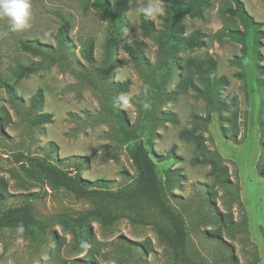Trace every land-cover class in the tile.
Here are the masks:
<instances>
[{"label": "rangeland", "instance_id": "374dc122", "mask_svg": "<svg viewBox=\"0 0 264 264\" xmlns=\"http://www.w3.org/2000/svg\"><path fill=\"white\" fill-rule=\"evenodd\" d=\"M239 1L260 27L258 40L251 30L245 43L230 39V31L244 32L242 22L230 14L234 2L209 0L201 18L183 19L184 34L201 32L205 47L180 55L181 63L187 58H214L213 76L227 79L220 98H235L236 117L231 109L221 116L212 112L208 124L194 137L183 134L194 126L192 115L202 120L208 110L193 92L179 88L183 78L199 85L197 76L181 69L166 87L176 93L175 99L155 103L156 112L171 115L174 121L160 122L149 146L161 178L169 169L181 176L169 202L185 219L190 253L205 264H264V72L256 69V65L264 69V0ZM30 2V26L24 31H10L7 20L0 19V213L30 201L45 224L34 235L0 229V264H170V251L157 231L128 221L103 225L91 220L88 246L79 251L71 230L56 215L81 210L85 204L63 191L51 192L26 180L11 158L17 152L46 156L53 143L52 156L61 169L89 181L104 179L113 190L132 183L135 168L118 140L115 115L131 127L148 103L144 80L123 48L143 42L144 57L153 66L157 45L141 30L140 15L143 7L158 0L128 4L111 54L109 23L89 7L92 0ZM150 20L156 30L163 29L164 13ZM65 23L69 42L63 58L45 70L22 76V67L39 64L41 59L22 51L20 44L33 40L47 52L55 51V35ZM90 46L89 63L83 51ZM244 47L243 60L232 66L230 61L243 56ZM127 80L128 91L116 93L114 84ZM39 89L43 101L32 110L30 99ZM36 114L51 115V123L32 126ZM171 151L175 160H164ZM215 154L221 161L219 174H211V165L195 162ZM222 178L239 187V204L230 201L220 187Z\"/></svg>", "mask_w": 264, "mask_h": 264}, {"label": "trees", "instance_id": "16d2710c", "mask_svg": "<svg viewBox=\"0 0 264 264\" xmlns=\"http://www.w3.org/2000/svg\"><path fill=\"white\" fill-rule=\"evenodd\" d=\"M132 0H117L111 4L108 0H92L89 7L99 12L109 23L107 35V50L111 54L113 46L120 34L121 16ZM235 9L230 14L237 17L244 26V32L230 31L227 36L235 41L245 43L248 32H254L256 40L260 37V27L244 10L239 0H232ZM163 29L156 30L150 17L140 15L141 30L152 38L156 45V61L151 66L144 57L145 44L135 41L131 46H125L124 52L129 57L134 69L141 75L146 87V102L148 108L140 114L139 120L131 127L126 125L121 115H115L116 134L119 142L135 168V177L130 185L113 190L109 182L104 179L89 181L82 179L71 171L61 169L52 154L55 145L50 143L49 154L46 156L32 155L17 152L11 155L12 162L17 165L22 176L42 188L51 192L63 191L76 201L85 204L81 210H66L56 215L65 228L71 230L82 251L88 246L89 222L96 220L103 225L119 221H128L132 224L154 228L170 251V264H205L192 256L188 248V230L184 217L169 202L171 191L179 185L181 176L176 170H167L164 179L158 174L157 164L153 160L154 153L150 149V142L155 137L156 127L160 122H173V117L155 111V103L164 104L175 99V92H168L167 85L173 79L174 73L182 69L197 76L199 85L191 79L183 78L179 88L194 93L197 100H203L207 106L208 115L198 120L192 115L193 128L183 134L194 137L195 134L209 122L210 113L221 116L231 109V115L236 117L237 102L228 95L221 99V91L227 86L225 77L215 78L213 73L216 61L212 56L203 59L187 58L181 63L180 55L188 50L205 47L204 35L196 31L186 36L183 32V19L188 16L192 19L201 18L209 7V0H166L163 5ZM68 25L65 23L55 35L58 49L47 52L39 46L37 41H26L20 44L22 51L40 57L41 63L21 68V75H29L53 66L63 58V52L69 42L67 38ZM258 41L254 44L257 48ZM84 59L92 62L91 46L84 49ZM243 56L235 57L230 61L232 66L239 65L247 53L242 49ZM255 58H259L254 53ZM259 73L264 72L260 65H256ZM130 82L124 81L114 84L118 94H125ZM7 93L12 96L10 86L5 83ZM43 101L42 90L39 89L31 97V109L35 110ZM223 118V117H221ZM51 115L36 114L31 121L32 126H41L51 123ZM225 121L221 119V122ZM264 131V130H263ZM164 160H175L173 151L169 152ZM215 158V159H214ZM162 161V159H160ZM202 165H211V174H219L221 161L218 155L212 159H195ZM220 187L229 196L230 201L239 204V187L227 179L219 181ZM32 197V196H30ZM45 221L37 218L32 202L27 201L18 206L7 208L0 213V229H13L34 235L41 231ZM230 236L231 233H230Z\"/></svg>", "mask_w": 264, "mask_h": 264}, {"label": "clouds", "instance_id": "9594fccd", "mask_svg": "<svg viewBox=\"0 0 264 264\" xmlns=\"http://www.w3.org/2000/svg\"><path fill=\"white\" fill-rule=\"evenodd\" d=\"M141 11L146 17H151L163 14L165 8L162 0H158L155 5L149 4ZM31 15L30 0H0V19L7 20L9 30L12 32H22L27 29L30 26Z\"/></svg>", "mask_w": 264, "mask_h": 264}]
</instances>
